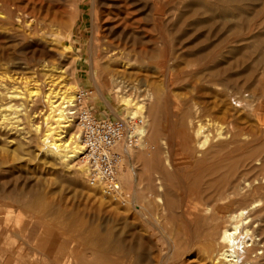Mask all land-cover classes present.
<instances>
[{
	"label": "rangeland",
	"instance_id": "rangeland-1",
	"mask_svg": "<svg viewBox=\"0 0 264 264\" xmlns=\"http://www.w3.org/2000/svg\"><path fill=\"white\" fill-rule=\"evenodd\" d=\"M0 7V264H213L207 246L219 245L228 214L254 204L246 239L257 242L243 262L264 264V0H0ZM71 27L59 51L40 36ZM114 51L133 62L114 75L121 82L105 69ZM49 75L68 83L69 95L82 92V105L99 118L129 116L117 81L141 97L155 94L137 113L149 122L145 150L124 152L125 201L88 183L81 154L66 161L48 151L50 110L43 94L34 102L29 93L58 90ZM14 90L19 98L9 96ZM200 126L196 137H210L203 150L194 137Z\"/></svg>",
	"mask_w": 264,
	"mask_h": 264
},
{
	"label": "bare ground",
	"instance_id": "bare-ground-1",
	"mask_svg": "<svg viewBox=\"0 0 264 264\" xmlns=\"http://www.w3.org/2000/svg\"><path fill=\"white\" fill-rule=\"evenodd\" d=\"M79 6H81V5H79ZM0 12H2V7H0ZM17 23L23 27L29 28L30 31L36 30V28L34 26H32V24L27 23V21H24L23 19L18 18ZM72 30H73V27H71L63 35L55 29L42 30V31H40V36L42 37V39H44V41H47L48 43L49 42L52 43L53 48L56 49V51L57 50L59 51L60 50V47H59L60 40L61 39H69L71 37ZM29 34H31V33H29ZM31 36H32V34H31ZM31 36H29V37H31ZM70 48H71L70 46L66 47V49H68V50ZM120 53H122V52L120 51ZM110 58L112 59V62H113V64L111 65L112 68L109 65H106L105 69H107V70L112 69L113 76L116 75L117 73L127 74L130 72V68L133 65V62L131 61V59H127V58L124 59L119 54H117L115 51L110 53ZM46 66H48V65H45V67ZM53 68H55V67H49L48 66V69H44V70H46V72H48L50 70L53 71ZM60 71L63 72V70H60ZM49 77H50V75H49ZM58 78L59 77H55V78L50 77V80H49V82H51V85L52 84H54L56 86L60 85V88L58 90L55 91L54 88H49L48 89L49 92H47V91L46 92L45 91L40 92L39 90H37V91L33 90L29 93V95H30L32 101H34V102L42 94L46 98L44 101L47 103L50 112L44 118L45 130H44L43 140L45 142H47L46 144H48L50 147V149H48V151H52L53 153L60 156L63 160L71 161V160H74L76 157H78L79 156L78 154H82L84 152V145L82 143V140L80 139L79 129L72 131V128H73L72 127V125H73L72 121L75 120L73 118V115H72V108H73L72 106L74 104L82 105V102L76 103L75 100L77 99V96L76 95L73 96L72 93L69 95V93L72 92L71 90L73 88L69 87L70 85L68 83H64L65 82L64 80H62V79L58 80ZM114 79L117 80L118 78L116 76H114ZM119 81H117L118 83H117V88H116L115 92L117 93V96H119V100L122 102V105L125 106V110H127V115H129V116H126L127 118H124V119H127L129 121H133L134 119H139V121L141 122L140 124L136 125L135 130L138 134L143 135L142 141L138 144V146H141L143 149V148H145V146L147 144V143H144V138L146 136L147 126L149 125V122L145 123L144 118H146V117L144 116V113H140V114H137V113L144 111V108L146 111L147 110L146 104L151 105L156 100V96L153 92H148V94L141 97V93H136L137 88L133 84L130 85L129 87H127L128 84L123 85V82H122V84H120L121 81L120 82ZM122 86H123V88H124V86L126 87L125 90L122 88ZM122 89L124 90V93L122 95H118V92L122 91ZM15 91L16 90L10 91L12 94L9 96L19 98V92L16 93ZM6 93H7V91H6ZM6 108H9V109L11 108V110L13 109L12 112H14L15 114L17 113V110H18V109H16L15 106L13 107V104L7 105ZM0 110H1V105H0ZM9 113H11V111ZM139 115H142V117H137ZM6 116L7 115L5 114V117ZM146 116H148V115H146ZM10 119H11V117H10ZM12 119H13V117H12ZM47 119H51V122L48 123ZM35 127H36L35 129H37L39 131L41 130L39 124H36ZM202 133H203V128L200 126L196 131H194V137H196V135L202 134ZM218 135H219V138H224L223 133L221 131H219ZM196 139L198 140L199 150L206 149V147L208 146L209 140H210L209 135H204V138H197L196 137ZM149 146H150V144H149ZM147 149H149V148L147 147ZM143 150H145V149H143ZM166 152H168V151H166ZM163 153H164V151H163ZM140 154L138 156H140ZM139 159H140V157H139ZM159 159H161V158H159ZM148 161L150 163V162H152V159L149 158ZM164 164L167 166H170V159H169L167 154L164 155ZM149 166L152 167L151 164ZM254 180H256V179H254ZM247 185H249V183H247ZM158 199L162 200L160 196L158 197ZM119 200L123 201V200H125V198L123 197V198H120ZM257 205L258 204H254L251 208H255V207H257ZM207 209H209V208H207ZM250 209H243L242 208V209H239L238 211L231 212L228 214L227 224H226L225 228L221 230L219 238H218V240H219L218 244L219 245L217 246V244L209 243V245L207 246L211 250V253L213 254L212 258H211L213 264H244L243 257H245V254L247 252H249L250 247H252L254 245V243L257 242V241H255V239H253V237H252V239H250V242H248L246 239L247 237H249L250 233L252 234L254 232L250 229L251 218L249 217V214L247 213V212H249ZM261 253H262V251H261ZM259 254H260V252H259ZM245 264H246V262H245Z\"/></svg>",
	"mask_w": 264,
	"mask_h": 264
},
{
	"label": "built area",
	"instance_id": "built-area-1",
	"mask_svg": "<svg viewBox=\"0 0 264 264\" xmlns=\"http://www.w3.org/2000/svg\"><path fill=\"white\" fill-rule=\"evenodd\" d=\"M76 96L75 102H81L82 92H77ZM72 107L84 145L81 160L86 180L109 196L125 198L120 171L124 152L142 141L143 135L135 130L137 123L119 117L99 118L91 108L80 104Z\"/></svg>",
	"mask_w": 264,
	"mask_h": 264
},
{
	"label": "crops",
	"instance_id": "crops-1",
	"mask_svg": "<svg viewBox=\"0 0 264 264\" xmlns=\"http://www.w3.org/2000/svg\"><path fill=\"white\" fill-rule=\"evenodd\" d=\"M80 23H82V21L80 20ZM82 25V24H81ZM80 35H79V37L82 35V33H79Z\"/></svg>",
	"mask_w": 264,
	"mask_h": 264
}]
</instances>
